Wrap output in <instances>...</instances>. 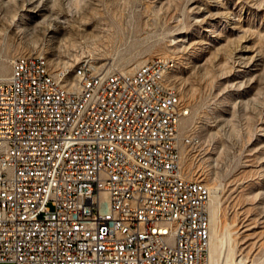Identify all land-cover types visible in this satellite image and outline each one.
Segmentation results:
<instances>
[{
  "label": "built area",
  "instance_id": "obj_1",
  "mask_svg": "<svg viewBox=\"0 0 264 264\" xmlns=\"http://www.w3.org/2000/svg\"><path fill=\"white\" fill-rule=\"evenodd\" d=\"M173 66L12 60L0 80V264H208L209 190L182 168L198 137L180 135Z\"/></svg>",
  "mask_w": 264,
  "mask_h": 264
},
{
  "label": "rangeland",
  "instance_id": "obj_2",
  "mask_svg": "<svg viewBox=\"0 0 264 264\" xmlns=\"http://www.w3.org/2000/svg\"><path fill=\"white\" fill-rule=\"evenodd\" d=\"M18 56L123 73L172 60L180 135L198 137L182 168L207 186L223 250L264 264V0H0V78Z\"/></svg>",
  "mask_w": 264,
  "mask_h": 264
},
{
  "label": "bare ground",
  "instance_id": "obj_3",
  "mask_svg": "<svg viewBox=\"0 0 264 264\" xmlns=\"http://www.w3.org/2000/svg\"><path fill=\"white\" fill-rule=\"evenodd\" d=\"M27 10L29 12L40 11L39 9L37 10L36 7H32V8H29ZM41 63L43 65H46L44 62V59L42 57H41ZM135 69L136 68L133 67L132 69L128 70V72H131V71L134 72ZM172 69H173V67H166L165 68V77H168V75H170L169 73H171ZM4 73H6V70L0 69V75H4ZM4 79H6V78H0V80H4ZM75 83L76 82L74 80H69V82H62V89H72V86H74ZM170 91L174 95H178L176 89L173 86H170ZM210 197H211V195H210ZM208 220L210 223V225H209L210 226L209 245H208V264H245V260L243 258L237 259L234 257V252H233L234 246L231 247L229 244H227L228 246L226 245L227 246L226 249L223 250L225 243L226 242L229 243L228 241L230 240V237L226 233H224V235L221 237L219 235H217L216 210H215V207L212 205V203H210V217L208 218Z\"/></svg>",
  "mask_w": 264,
  "mask_h": 264
}]
</instances>
